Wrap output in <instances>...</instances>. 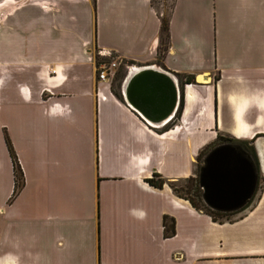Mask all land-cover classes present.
I'll use <instances>...</instances> for the list:
<instances>
[{
	"label": "crops",
	"instance_id": "crops-1",
	"mask_svg": "<svg viewBox=\"0 0 264 264\" xmlns=\"http://www.w3.org/2000/svg\"><path fill=\"white\" fill-rule=\"evenodd\" d=\"M159 31L151 0H0V264H264V190L215 223L169 187L218 133L264 175V0L174 1L158 68L195 84L153 126L122 96L136 68L119 99L95 58L157 66Z\"/></svg>",
	"mask_w": 264,
	"mask_h": 264
},
{
	"label": "water",
	"instance_id": "water-1",
	"mask_svg": "<svg viewBox=\"0 0 264 264\" xmlns=\"http://www.w3.org/2000/svg\"><path fill=\"white\" fill-rule=\"evenodd\" d=\"M122 96L146 123L159 126L174 117L181 92L178 81L169 73L144 66L127 75ZM257 182L251 160L229 144L211 149L198 174L203 202L220 212H235L244 207L254 195Z\"/></svg>",
	"mask_w": 264,
	"mask_h": 264
},
{
	"label": "trees",
	"instance_id": "trees-1",
	"mask_svg": "<svg viewBox=\"0 0 264 264\" xmlns=\"http://www.w3.org/2000/svg\"><path fill=\"white\" fill-rule=\"evenodd\" d=\"M173 3L171 5V9L173 7ZM151 5L155 9L157 15L159 16V20H160L159 44H158V49H157V60L155 64L162 67L161 61L164 57V53L166 52L167 46L169 43V17H170L171 11L169 15L164 16L163 14L158 12L157 9L154 7L152 0H151ZM95 61H96L97 66L100 63H104V62L108 63V59H106V61L101 60L99 59V56L95 58ZM126 63L133 64V65L135 64L133 61L123 60L120 62L119 65L121 68H123L124 64ZM124 76H125V72H122V73L119 71L114 72V80H113L114 84L112 85L111 91L119 99H121V97L118 93V89L121 85V82ZM177 76L179 77V83L181 86L195 84L194 76L192 75H177ZM182 107H183V99L181 95L179 105L173 117V123H175L179 119ZM167 128L168 127H166L165 129ZM5 142H6L7 150H8L9 157L11 159V163L13 167L14 183H13V192H12L11 198H14L18 194V192L21 190V188L23 187V184H24L23 173H22L21 167L17 161L15 153L7 137H5ZM223 144H229V145L236 147L246 157H248L253 163V166L256 170L257 178H258L256 191L254 195L252 196V198L250 199V201L244 207H242L241 209L235 212L215 211V210L210 209L208 206H206L202 200V190L199 187V183H198L199 169L202 166L204 157L211 149H213L214 147L218 145H223ZM195 162H196L195 175L194 177H190L184 181L186 182V186L184 187L183 193L178 191L177 189L178 183L169 184L170 189L173 191V193L177 197L186 200L193 209L209 216L211 220L215 223L232 222L235 219V217L239 216L241 213H243L246 209L250 207L251 203L255 199V196L258 190L259 179H260L259 165L257 161L256 152L253 147V141L237 140L229 135L218 133L215 140L198 153V155L195 158ZM146 183L153 188L161 189L164 184V181L160 178L159 175L153 174L151 178L146 180ZM162 226H163V236L164 237H171L174 234V222L172 219H168L167 217H164L162 221Z\"/></svg>",
	"mask_w": 264,
	"mask_h": 264
},
{
	"label": "rangeland",
	"instance_id": "rangeland-1",
	"mask_svg": "<svg viewBox=\"0 0 264 264\" xmlns=\"http://www.w3.org/2000/svg\"><path fill=\"white\" fill-rule=\"evenodd\" d=\"M153 1V5L154 7L157 9L158 12H160L161 14H163L164 16H167L169 15L170 11H171V5L173 3L174 0H152ZM106 61V60H105ZM115 62L116 65L118 64V60L116 59H108V62ZM144 66H152V65H137V64H124V67L121 68L120 65H117L116 69H115V72L116 71H119V72H125L126 68L127 67H132V68H136V69H139V68H142ZM155 67L156 69H160L158 68V65L157 66H153ZM161 70V69H160ZM163 71V70H162ZM166 72V71H165ZM168 73V72H167ZM170 74V73H169ZM173 79L177 80L178 83H179V77L174 74H170ZM114 80V76L113 78L111 79L112 81V85L114 84L113 82ZM200 81H203L202 79H200ZM179 87H180V92H181V95L184 94L183 93V86L180 85L179 83ZM183 96V95H182ZM186 186V182H181V183H178L177 185V189L179 192H182L184 191V187ZM264 190V175L260 172V179H259V185H258V190H257V193H256V196H255V199L253 200V202L251 203V205L257 200L258 196H260L261 192ZM238 217V216H237ZM235 217V218H237Z\"/></svg>",
	"mask_w": 264,
	"mask_h": 264
},
{
	"label": "built area",
	"instance_id": "built-area-1",
	"mask_svg": "<svg viewBox=\"0 0 264 264\" xmlns=\"http://www.w3.org/2000/svg\"><path fill=\"white\" fill-rule=\"evenodd\" d=\"M117 65L115 62L100 63L97 66V78L99 81H105L111 77L116 69Z\"/></svg>",
	"mask_w": 264,
	"mask_h": 264
}]
</instances>
